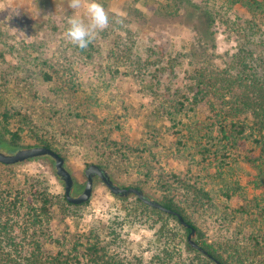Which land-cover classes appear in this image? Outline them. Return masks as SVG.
Listing matches in <instances>:
<instances>
[{"label": "rangeland", "instance_id": "rangeland-1", "mask_svg": "<svg viewBox=\"0 0 264 264\" xmlns=\"http://www.w3.org/2000/svg\"><path fill=\"white\" fill-rule=\"evenodd\" d=\"M97 2L110 23L82 50L63 36L74 14L67 0H0V150L48 144L63 157L74 194L84 188L85 168L97 164L120 187L159 203L172 199L233 264H264V212L257 208L264 186L252 183L261 161L248 149L234 152L232 180L248 194L226 202L213 156L202 159L196 139L247 94L237 62L250 53L264 60V17L233 0ZM75 14L84 18L83 8ZM258 66L264 80V63ZM32 186L50 201L39 234L45 252L112 231L132 254L148 257L155 246L161 217L135 196L120 201L96 179L89 202L68 205L51 159L0 163V191L18 208Z\"/></svg>", "mask_w": 264, "mask_h": 264}, {"label": "trees", "instance_id": "trees-1", "mask_svg": "<svg viewBox=\"0 0 264 264\" xmlns=\"http://www.w3.org/2000/svg\"><path fill=\"white\" fill-rule=\"evenodd\" d=\"M233 1L241 5L242 9L252 17H264V0ZM237 63L240 65L238 75L241 81L245 82L247 94L238 97L237 103L230 106L225 114L223 112L215 114V121L205 126L204 134H196L197 150L202 159L206 160L213 156L215 161L213 177L224 182L225 185L219 189V195L224 197L226 202L241 193L248 194L238 180H232V175L234 177L232 161L234 152L238 149H248L256 155L257 160L261 161L260 165L255 164L258 175L253 178L252 183L256 187L264 186V80L258 74V65L263 64L264 60L253 58V54L250 53L244 57V61L238 59ZM45 79L49 80V77L45 76ZM204 97L209 99L207 92ZM174 110L181 112L178 107ZM244 112L246 114L244 118H238L239 114ZM183 143L179 140L178 145ZM43 146L50 148L48 144ZM5 147L9 151L14 150L11 146ZM248 162L252 161L249 159ZM202 194L209 199L207 192L202 191ZM47 196L46 191L32 186L24 204L18 201V206L25 209V218L19 224L17 218L20 217L22 208H18L15 202L0 191V264H233L217 251L172 199L161 204L179 213L195 229V241L206 254L190 246L188 243L190 228L182 226L176 216L154 210L144 205L138 198L136 200L141 207L161 217L153 240L155 246L150 250L148 257L142 253L132 254L127 251L126 241L121 235H117L116 231L109 232L103 238L90 234L85 242H80L78 239L65 251L45 252L39 234L43 232L44 224L47 223L50 215L47 206L50 201ZM116 197L120 201L126 199V197ZM63 198L66 204L74 205L67 202L65 196ZM257 208L264 212V206L258 204ZM129 213L135 215L137 212L130 210ZM261 215L264 219V214ZM16 225L23 226V230L19 232L21 236L17 234ZM259 243L257 240V244Z\"/></svg>", "mask_w": 264, "mask_h": 264}, {"label": "water", "instance_id": "water-1", "mask_svg": "<svg viewBox=\"0 0 264 264\" xmlns=\"http://www.w3.org/2000/svg\"><path fill=\"white\" fill-rule=\"evenodd\" d=\"M43 157H48L53 161L54 170L56 176L62 181L64 186V196L67 202L74 205H83L90 201L92 198V193L94 189V183L96 179L101 180L105 187L115 196L118 197H129L135 196L144 205L149 206L154 210H159L161 212L172 214L177 217L179 223L190 228V233L188 234V243L190 246L200 252L204 250L195 241V229L192 228L184 218L177 212L170 208L163 206L156 200L149 198L141 189L135 187H120L116 185L108 173L97 164L88 165L84 174L86 177V182L83 190L79 194H74V179L71 173L67 170L65 166V161L62 156H60L56 151L46 146H34L23 149H18L14 153H5L0 150V163L4 165H16L24 163L33 159H39ZM206 254V253H205Z\"/></svg>", "mask_w": 264, "mask_h": 264}, {"label": "clouds", "instance_id": "clouds-1", "mask_svg": "<svg viewBox=\"0 0 264 264\" xmlns=\"http://www.w3.org/2000/svg\"><path fill=\"white\" fill-rule=\"evenodd\" d=\"M67 7L74 14L67 18V27L63 33L68 43L79 49H87L99 32L108 28L110 19L102 4L97 0H67ZM83 8L84 18L75 14ZM116 23H122L119 19Z\"/></svg>", "mask_w": 264, "mask_h": 264}]
</instances>
